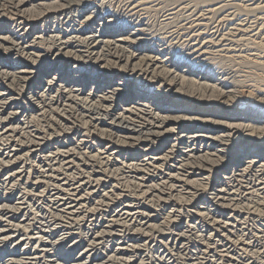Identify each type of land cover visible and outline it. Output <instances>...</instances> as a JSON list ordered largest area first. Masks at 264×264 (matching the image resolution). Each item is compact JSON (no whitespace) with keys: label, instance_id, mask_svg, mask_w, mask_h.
I'll return each mask as SVG.
<instances>
[{"label":"rangeland","instance_id":"1","mask_svg":"<svg viewBox=\"0 0 264 264\" xmlns=\"http://www.w3.org/2000/svg\"><path fill=\"white\" fill-rule=\"evenodd\" d=\"M56 1L57 0H52V1L51 0H43V1L40 0L38 2H35V4L32 3L33 6H31V4H28L25 6H18L16 5L17 2L15 3L7 2L5 3L6 5L3 4L0 6V30L2 31L0 33L1 34L0 36V92L2 93V94L0 93V100L2 99L1 101H3V103L0 101V113H1L0 114V187H1L0 188V244H1L0 245V258H1L0 260L1 261L0 262L4 261L6 264L8 263L20 264L21 262H24L23 260H27L26 262L29 261L31 264L32 263L42 264L44 261L47 262L48 264H58V263H62V261L65 262V260H68V259L72 260V259L80 258L79 259L81 261L80 263L84 262L86 264H92V245H94L93 243H95L96 245V247H93V253L95 251H98L96 252L95 256L99 257L97 259V263L95 264H143L144 262H141V258L149 252L153 256L156 255L154 259H157V260L152 261L150 264H162V263L163 264L165 263L166 264L168 263L169 264H189L188 262H190V264H193V263H196V264H221V263L222 264H229V263L237 264L239 260L241 262L239 261L238 264H242L246 262L247 260H250L249 262L255 261L257 262V264L264 262L263 260L264 255L260 256V254H258L260 253L259 251H261L262 246H264V213H262L263 222H259L258 220H256L257 217L253 219L250 216L241 219L240 217H236L232 215L228 210L225 211V210H220L216 208V206H214V202L211 200V197H209L208 194L206 193H201L200 197L197 196L196 199H194L193 197L194 194L192 195L191 193L189 194L187 192L185 193V190L178 188L179 185L195 187V185L197 186V184L191 178L189 177L186 178V174H184L186 171L184 170L186 166H182V165H185L183 164L185 162H182L179 159L177 160L178 158L177 155L172 156L170 160L167 159L165 160V162L158 163L159 165L158 164L154 165L153 163H150L154 165V167L150 164L139 166L131 162H130V165H127L129 161L125 160L126 159L125 157L129 155L130 157L133 158V160L135 159L134 162H136L137 159L139 160L141 158L140 156H142L141 153L143 152L140 150L138 151V149L127 148L124 146L123 147L124 149L119 150L120 153L112 157L109 156V159L112 161L102 160L104 156L105 158L107 157L108 159V154H110L111 152L110 147L112 146L109 145V140L107 139L110 133L108 132V129H107L108 127H106V125L108 126L112 123L111 118L105 115H100L98 117L97 115V118L100 120L102 125L106 124L104 127L103 126L98 127V128H101L102 130L100 129L97 132L96 129H94V127L92 126V121H90L88 117L85 118L82 115H80L78 112L74 111L75 106L72 102H70L67 98H66L67 100L66 103L62 102L63 100H62L60 93L54 94L55 91L53 90V92L50 93L52 96L50 95L51 102L49 103V101L47 100V98H49V93H47L46 98L43 93L45 89V84H42V86L39 85L41 82L43 83V80L51 81V80H55L60 77L59 79L63 83H65L64 81H66V82H70L72 86L78 85L80 87H82L83 84L86 83L88 85V88H90L91 86L90 82L92 81V77L94 76L95 72H99V68L97 69V67L94 66L95 62H92V55H91L92 54V50H91L92 41H95L99 44V50H97L99 53L96 52L97 54L96 57L97 58L99 57L100 60L104 59L102 60L103 62L101 63L99 62V64L97 63L98 66H103V69H104L103 70L101 68V71H103L104 73L101 76H104V77L106 76V77H109L110 79L112 78L116 79L117 81H115L114 85L118 83V81H120L119 78L122 77L120 66L116 65L115 63L116 57L119 56V54L121 55V53L125 55H129V54H133L136 52V54H139V56L144 59H150V58L154 59L155 58L154 61L155 62L157 61L158 63L157 65L158 67L156 68L155 72L158 75L160 74L161 78L169 76L168 73L170 69L174 68V66H176L180 71H186V70L191 71L192 69H198L197 71H200V72L204 71L203 72L204 75H206V73L211 74L213 72L214 76L212 78L214 79H211L209 83L207 82V85H209L210 88L212 84H216L215 82L218 83V80L219 81L226 80L225 83L226 84L228 83V89L230 91V95L234 94L233 95L234 97L231 95L233 97L232 100L234 101L232 102L233 103L236 102V104H238V107H242L246 110L247 109L256 110L259 108V106H261V103H262L259 100H264V37H263L264 36V5H263L264 0H103V1L102 0H73L72 2L60 1V3H58L59 1L57 2ZM7 4L9 5L7 6ZM255 4L261 7H257ZM28 7L30 8L28 9ZM34 7H35V10H34ZM14 8H18L20 12ZM251 9H254V10L252 11ZM9 10L11 12H9ZM208 11H210L211 13L210 12L208 13ZM195 18H199L200 23L199 22L198 23L200 26L199 27L200 30L199 29L198 30L201 33H203L201 34L202 36L204 35L203 37L202 36L200 38L192 37L191 28L189 26L192 20ZM218 27L219 29H217ZM250 27L252 29L254 28L253 29L254 31H250V32L242 31V30H246V28H249L251 30ZM237 29L239 30L242 29V30L238 31ZM214 31L217 32V34L219 33V34L225 35L227 32L226 34L227 36H234L235 40L228 42L229 43L228 47L231 49L234 46V44L236 46L238 45L239 47L237 48L236 46H234L231 50H229L230 52L229 51L228 52L218 51V53L215 47L214 48L210 47L208 54L206 53L207 56H205V54L201 57L194 56L192 52V50L194 49L192 42L201 43L200 40H203L205 38L207 39L213 38L214 35H211V34ZM229 33H231L232 35ZM238 34L240 35L241 38H239ZM92 36L96 38L97 40L94 39ZM242 36L244 38H242ZM236 37L237 39L239 38L238 39L239 41L236 40ZM101 41L106 42V43H103ZM209 45L212 46V43H210V41H209ZM219 48L220 47H217V49ZM122 49L125 53L122 51ZM233 49H235V51L237 50L238 51L233 52L234 51ZM107 51L109 53L111 52L110 54L112 56L109 53L107 54ZM58 53H60V55ZM29 56L31 58L33 57L32 60L30 59ZM33 59H38V60H33ZM163 64L164 65L167 64V67L164 66ZM72 69H75V70L73 71ZM48 70H50L52 73L50 72L48 75H43L45 71H48ZM62 73H64V75ZM157 74H154V75H157ZM190 74L191 75L195 74L196 78L198 77L197 74L194 72H190ZM224 74H226L225 75L226 79H225ZM13 75L15 76V79H14L15 81L13 80L14 78ZM23 75L24 77H21ZM27 75L29 77H27ZM101 76H99V78H101ZM154 77H157V76H153L150 79ZM26 78H29V79H26ZM190 82L191 80H187V81L184 80L181 84L176 83L177 84L176 90L180 91L179 97L184 95L183 97L180 98L182 102L184 101L186 102V100L189 101L190 99H194L196 101L199 99L200 100L209 99V95H207L208 88L204 86H203L204 88H202V86L201 85L198 86L197 83H195V86H194V83L193 82L190 83ZM35 84L37 85V87H34L36 86ZM134 84H133L134 87H138V90L143 95L154 97L155 94L153 93V91H155V89L153 90V88H156V85L153 86L151 82H149V80H145V81L141 80ZM149 88L152 90H149ZM121 93L122 92L120 93L118 92L116 96V100L118 99L116 103H118V105L121 104L120 102H123L125 100V96H123V93L122 94ZM40 94H43V95H40ZM54 97L55 99H52ZM51 103L52 105H49ZM85 107L86 108L84 109V111L89 114H92V107L89 106L90 107V108L88 107L89 109H87V106ZM84 116H87V115H84ZM114 127L116 128V130L117 129L121 130V126L119 124L117 125V123L114 124ZM68 131L72 133V135L67 134ZM106 133H107V136H106ZM103 134L105 137L103 136ZM73 137L75 139H73ZM70 139H73L72 142L76 140H83L84 143L81 146H77V143H70ZM76 151H79L81 153L85 152L84 154H88L87 152L92 151V177L93 178H92L91 185L98 192L95 197H92V205H94L92 206V211H93L92 214L96 213L98 220L99 219L103 220L104 211H109V215L112 216V214L114 215L113 210L116 207L121 208V206H124L126 202V199L124 198V196L127 193H129L130 198L134 196H138V195L143 197V194H141V192L146 191L147 189H150V188L153 189L154 194H155V195L153 194L154 195V197H152V199L154 198L153 200L157 201L156 199H158V201L160 200L161 203H164L168 200L167 201L168 203L176 204L177 205L176 207L177 216L182 221H185V222L187 221L188 226L192 224L190 222V217H191L190 213L194 211L193 208H188V207H195L196 206L194 205L195 203H197L198 207L204 206L205 208H207V205H211V208L214 209L215 211L214 213L215 215L210 219L207 217H203V216L198 217L199 219H197L195 222L197 229H198L196 233H194L195 232L194 230L193 231L192 230L183 231L181 229L173 230L172 228H169V227L167 229L166 227L167 225H162V224L160 225L159 221L156 222L157 225L153 229L151 228L152 230L150 228L149 229L146 228V230L145 229L140 230V228L138 229L137 226L136 228L132 226L133 227L132 228L131 226L128 227L125 225H120V224L118 225L116 224V221H114V223H112V225L110 226L103 225L102 227L93 229L96 232L92 230V241H91V237L88 234L87 229H86L88 225L87 222H85L86 226H82V225L80 226L75 225V227L71 225L67 226L66 224L71 221H69L68 219H63L62 217L60 218V216L56 212L54 213L53 211L54 202H51V203L49 202L50 199L54 197V194H55L54 190L57 189L56 186L57 184H59L58 182H55L56 180L54 179H56V176L60 174L62 171L60 169L61 168L60 165L64 163V158L68 159L70 157L71 161L74 162L75 160L76 164L79 163L78 161H80V163H82L81 164L82 166H85V167L90 166L91 161H88V159L85 158L83 155L78 156L79 154H76V153L74 154V152ZM11 152L14 153V155H12ZM61 152H64L66 154L63 155ZM104 152H107V153L103 156V154L101 153H104ZM48 154L49 156H46ZM94 155L96 156L93 158ZM97 155H99L100 157ZM136 155H138L139 157L137 156L136 158ZM67 156L69 157L67 158ZM47 157H50V159H48ZM98 157L100 160L98 159ZM79 158L80 159L82 158V159L78 160ZM117 159H119L120 161L119 160L117 161ZM199 160L200 159H197L195 161H199ZM199 162H201V160ZM22 163H24L26 166L28 165L27 169L20 170L19 167H20V164ZM151 167L153 168V170ZM123 168L125 169L123 170ZM145 168H147L149 173H147V170ZM18 169L20 172H18ZM45 170H48L49 172L46 173ZM170 172L172 174L171 177H170ZM121 176H123L125 179ZM166 176L169 177L170 179L169 180L170 182L166 181L167 184L164 183L165 178H167ZM142 177H145V178L143 179ZM128 178H129V181L127 182ZM130 178L133 179V181ZM93 179H98V180H93ZM36 180L38 182H36ZM143 181H146V182L152 181L153 183L152 182L146 183L147 189L145 187L140 189L141 187L140 183H142ZM247 182L246 183L248 185L250 184L251 186V181H247ZM160 183H163V184H160ZM138 187H139L138 189L139 191L137 190ZM103 188L105 189V191L106 190L109 191L107 196H103L102 194L104 193ZM133 191H134V194H133ZM163 191L164 193H162ZM169 192L171 195L168 194ZM177 193H180V194H177ZM116 194H118V196ZM102 196H103V199H102ZM109 196H112V197H109ZM144 197L147 198L146 196ZM160 197H163V198H160ZM170 197L172 198L174 197V198L172 199ZM99 198L102 199L103 201L102 200L100 201ZM188 199H190L191 201L190 200L188 201ZM193 199L194 201H196L195 203ZM102 202L104 205L102 204ZM105 202L109 205H107ZM106 207L107 209H105ZM186 209H189V210H186ZM232 216L234 217L232 218ZM220 218L221 220L224 219L225 222L224 220L219 221ZM217 219L218 221H214ZM212 220L214 222H211ZM251 220H255V221H251ZM239 221L241 223H239ZM104 226L105 228H103ZM255 226L257 228H254ZM49 227H52V228H49ZM43 229L44 230L46 229V230L44 231ZM122 229L126 230V232H124ZM162 229L163 231H161ZM232 229L233 230L235 229V231H233ZM256 229H259V230H256ZM133 230L135 231V234H132L134 233ZM138 230L140 232L145 231L143 233H146V234H139L140 232ZM148 230L150 233L148 232ZM105 232H107L108 235ZM181 232L184 234H182ZM198 232L200 234H198ZM255 233L260 234V235L256 236L257 234ZM201 234L202 236L203 235L204 236L202 237ZM96 235L104 236V237H102V240H97L94 242L93 238ZM8 236L9 238L5 239V237H8ZM194 236L195 237L197 236L199 238L197 237L195 238ZM27 238H32L33 240L28 244L26 241H24ZM78 238H80V240ZM260 238H263V239L260 240ZM124 239H127V240H124ZM203 239L205 240V242L203 241ZM5 241H7L8 244ZM145 241H148V242H145ZM192 241L194 242L192 243ZM231 241H233L234 243H232ZM243 241H247L249 247L245 246L244 244H241ZM250 241L252 244H249ZM137 242L139 244L141 243L140 246L137 244ZM201 242L204 246L200 244ZM204 243L205 244L208 243L207 247ZM102 246L104 249L102 248ZM197 246H200V247H197ZM237 246L242 247V248H238ZM198 248L200 249L199 253H198V250H199ZM205 248H207L208 250ZM149 249L150 250L152 249V250L150 251ZM203 250H207V251H203ZM250 252L252 253V255ZM254 254H256L255 255L256 257L253 256ZM195 255L197 256V259H194ZM202 255H204V257ZM18 256H21V257H18ZM120 257L122 260L119 259ZM127 257L128 258L132 257V259H128ZM198 257L200 259H198ZM11 258H14V260ZM235 258H237V260ZM260 258H262V261H259ZM132 260L134 263L131 262ZM144 264H146V262Z\"/></svg>","mask_w":264,"mask_h":264},{"label":"bare ground","instance_id":"2","mask_svg":"<svg viewBox=\"0 0 264 264\" xmlns=\"http://www.w3.org/2000/svg\"><path fill=\"white\" fill-rule=\"evenodd\" d=\"M40 0H0V6L7 3V2H17L16 5L18 6H25ZM43 1V0H42ZM52 1V0H51ZM59 1H68L72 2L73 0H57ZM56 1V2H57ZM103 1V0H102ZM167 2V1H166ZM231 2V1H230ZM55 4V2H54ZM57 4V3H56ZM70 4V3H69ZM68 4V5H69ZM135 4V3H134ZM225 4V3H224ZM6 5V4H5ZM9 4H7L8 6ZM46 5V4H45ZM64 5V4H63ZM136 5V4H135ZM201 5V4H200ZM256 5V4H255ZM264 5V4H263ZM5 6V7H7ZM12 6V5H11ZM49 6V5H48ZM130 6V5H129ZM217 6V5H216ZM219 6V5H218ZM253 6V5H252ZM257 6V5H256ZM37 7V6H36ZM39 7V6H38ZM41 7V6H40ZM52 7V6H51ZM57 7V6H56ZM61 7V6H60ZM161 7V6H160ZM255 7V6H254ZM261 7V6H257ZM3 8V7H2ZM20 8V7H19ZM30 7H28L29 9ZM221 8V7H220ZM253 8V7H252ZM263 8V7H262ZM4 9V8H3ZM19 11L18 8H14ZM22 9V8H21ZM25 9V8H24ZM33 9V8H32ZM59 9V8H58ZM129 9V8H128ZM222 9V8H221ZM255 9V8H254ZM254 9H251L252 11ZM258 9V8H257ZM11 10V9H10ZM9 10V12H11ZM23 10V9H22ZM35 10V7H34ZM39 10V9H38ZM37 10V11H38ZM135 10V9H133ZM185 10V9H184ZM259 10V9H258ZM2 11V10H1ZM8 11V10H7ZM26 11V10H25ZM49 11V10H48ZM213 11V10H211ZM20 12V11H19ZM22 12V11H21ZM210 11H208L209 13ZM6 13V12H5ZM14 13V12H13ZM32 13V11H31ZM35 13V12H33ZM40 13V12H39ZM45 13V11H44ZM211 13V12H210ZM220 13V12H219ZM227 13V12H226ZM17 14V13H16ZM20 14V13H19ZM22 14V13H21ZM64 14V13H63ZM36 15V14H35ZM208 15V14H207ZM211 15V14H210ZM24 16V15H23ZM22 16V17H23ZM26 16V15H25ZM40 16V15H39ZM189 16V15H188ZM19 17V15H18ZM21 17V18H22ZM148 17V16H147ZM201 17V16H200ZM262 17V16H261ZM221 18V17H220ZM224 18V17H223ZM229 18V17H228ZM15 19V18H14ZM89 19V18H88ZM173 19V18H172ZM225 19V18H224ZM223 19V20H224ZM203 20V19H202ZM220 20V19H219ZM221 21V20H220ZM199 18H195L192 20L190 24L192 37H201L203 33L199 30ZM239 22V21H238ZM242 22V21H241ZM190 23V22H189ZM232 23V22H231ZM240 23V22H239ZM223 24V23H222ZM234 24V23H233ZM242 25V24H241ZM162 26V25H161ZM188 26V25H187ZM221 26V25H220ZM227 26V25H226ZM236 26V24H235ZM249 26V25H248ZM237 28V27H236ZM241 28V27H240ZM251 28V27H250ZM199 29V30H198ZM219 29V27L217 28ZM246 28V30L242 31H254L252 28L251 30ZM205 30V29H204ZM221 30V29H220ZM238 31H241L237 29ZM163 31V30H162ZM206 31V30H205ZM223 31V30H222ZM221 31V32H222ZM230 31V30H229ZM234 31V30H233ZM2 31L0 30V33ZM5 32V31H4ZM219 32V31H218ZM232 33V32H231ZM229 33V34H231ZM257 33V32H255ZM254 33V34H255ZM207 34V33H206ZM227 34V32H226ZM224 34H217V32H213L211 35H214L213 38L210 39H203L200 40L201 43H193L192 45L194 49H190L193 52V55L196 57H201L206 53L208 54L210 47H215V49L219 52H228L230 49L229 43L234 41V36H227ZM243 34V32H242ZM250 34V33H249ZM232 35V34H231ZM236 35V34H235ZM247 35V34H246ZM251 35V34H250ZM1 36V34H0ZM204 36V35H203ZM202 36V37H203ZM239 38L240 35L238 34ZM245 36V35H244ZM253 36V35H252ZM71 37V36H70ZM93 37V36H92ZM162 37V36H161ZM185 37V36H184ZM264 37V36H263ZM5 38V37H4ZM94 38V37H93ZM233 38V39H232ZM238 38V39H239ZM242 38H244L242 36ZM251 38V36H250ZM96 39V38H94ZM164 39V38H163ZM236 37V40H238ZM248 39V38H246ZM75 40V39H74ZM92 40V39H91ZM97 40V39H96ZM242 40V39H241ZM107 41V40H105ZM117 41V40H116ZM194 41V40H193ZM212 43V46L209 45ZM239 41V40H238ZM243 41V40H242ZM241 41V42H242ZM249 41V40H248ZM42 42V41H41ZM103 42V41H101ZM112 42V41H110ZM196 42V41H195ZM237 42V41H236ZM56 43V42H55ZM106 43V42H103ZM114 43V42H113ZM112 43V44H113ZM191 43V42H190ZM14 44V43H12ZM89 44V43H88ZM257 44V43H256ZM263 44V43H262ZM120 45V44H119ZM191 45V46H192ZM101 46V45H100ZM113 46V45H112ZM122 46V45H121ZM227 46V47H226ZM242 46V45H241ZM107 47V46H105ZM119 47V46H118ZM181 47V46H180ZM190 47V46H189ZM217 47H220L217 49ZM231 47V46H230ZM239 47L238 45L236 46ZM235 47V48H236ZM107 49V48H105ZM103 49V50H105ZM115 49V48H114ZM92 62H95L94 66L99 68V72H95L94 76L92 77V81L90 82V88L85 83L82 87L80 86H72L70 82L63 83L59 78L51 81H44L41 82L39 85L45 84V89L43 91L44 96L46 98L47 93H49V98L47 100L49 103L51 102L50 93L55 91L54 94L60 93L62 97V102H67L66 98L74 104V111L78 112L83 117H88L90 121H92V126L96 131L100 130L98 128L100 126H105L106 124L102 125L100 120L97 118L100 115L109 116L111 118V124L106 125L108 127V135L109 145L110 147V154H108L105 158V154L107 152L101 153L103 154L102 160L109 161V156H115L120 153V149H124L123 147L138 149V151H142L143 153L141 158L136 162H134L133 158L130 157L128 154L125 157L130 165V162L135 165H148L150 163L158 164L165 162V160L169 159L177 155V160L179 159L182 162H185L182 166H186L184 170V174H186V178H191L197 184L195 187H189L185 185H179L178 188L185 190V193L194 194V199L197 196H201V193L208 194L211 197V200L214 202V206L220 210H228L232 215L236 217L245 218V217H252L253 219L257 217L256 220L259 222H263L262 213H264V100L261 101V106H259L256 110H249L244 109L242 107H238V104L233 103V97L230 95V91L228 89V83L226 84L225 81H219L216 84H212L211 88L207 85V82L211 81L214 76L213 72L211 74L206 73L204 75V71L200 72L197 71L198 69H192L191 71H180L176 66L170 69L167 77L161 78L160 74L158 75L155 70L158 67L157 61L155 62L154 59H144L139 56V54L133 53L129 55L119 54L116 57V65L120 66V71L122 73V77H120V81L109 77L101 76L103 75V66H98L99 62H103L96 57V52L99 50V44L95 41H92ZM102 50V51H103ZM233 52L235 49H233ZM25 51V50H24ZM109 51V49H108ZM107 51V54L109 53ZM113 51V50H112ZM123 51V49H122ZM212 51V50H211ZM26 52V51H25ZM77 52V51H76ZM124 52V51H123ZM230 52V51H229ZM99 53V52H98ZM103 53V52H102ZM111 53V52H110ZM109 53V54H110ZM125 53V52H124ZM130 53V52H128ZM213 53V52H212ZM232 53V52H231ZM230 53V54H231ZM60 55V53H58ZM57 54V56H58ZM145 54V53H144ZM234 54V53H233ZM55 55V54H54ZM53 55V56H54ZM111 55V54H110ZM117 55V54H116ZM146 55V54H145ZM143 55V56H145ZM149 55V54H148ZM235 55V54H234ZM25 56V55H24ZM31 56V55H30ZM29 56V57H30ZM33 56V54H32ZM56 56V55H55ZM99 56V55H98ZM101 56V54H100ZM108 56V55H107ZM105 56V57H107ZM112 56V55H111ZM89 57V56H88ZM87 57V59H88ZM150 57V56H149ZM156 57V56H155ZM33 58V57H32ZM30 57V59L32 60ZM57 58V57H56ZM104 58V57H103ZM115 58V57H114ZM147 58V57H146ZM157 58V57H156ZM29 59V58H28ZM29 59V60H30ZM39 59V58H38ZM33 59V60H38ZM59 59V58H58ZM63 59V58H62ZM44 60V59H43ZM216 60V59H215ZM62 61V60H61ZM82 61V60H81ZM89 61V60H87ZM212 61V60H211ZM58 62V61H57ZM70 62V61H69ZM86 62V61H85ZM109 62V61H107ZM166 62V61H164ZM41 63V62H40ZM43 63V62H42ZM54 63V62H53ZM71 63V62H70ZM68 63V64H70ZM98 63V64H97ZM106 63V61H105ZM160 63V62H159ZM169 63V62H168ZM254 63V62H253ZM51 64V63H50ZM65 64V63H64ZM74 65V64H73ZM162 65V63H161ZM164 65V64H163ZM20 66V65H19ZM63 66V64H62ZM65 66V65H64ZM92 66V65H91ZM93 66V67H94ZM167 67V64L164 65ZM202 66V65H201ZM17 67V65H16ZM15 67V68H16ZM38 67V66H37ZM51 67V66H50ZM56 67V66H55ZM173 67V66H172ZM190 67V66H189ZM194 67V66H193ZM46 68V67H45ZM67 68V67H66ZM169 68V67H168ZM167 68V69H168ZM25 69V68H24ZM28 69V68H27ZM36 69V68H35ZM38 69V68H37ZM190 69V68H189ZM40 70V69H39ZM73 71L75 69H72ZM104 70V69H103ZM236 70V69H235ZM24 71V70H23ZM27 71V70H26ZM65 71V70H64ZM68 71V70H67ZM66 71V72H67ZM31 72V71H29ZM51 71H45L43 75H48ZM159 72V71H158ZM190 72H194L197 74L191 75ZM223 72V71H222ZM235 72V71H234ZM37 73V72H36ZM52 73V72H51ZM55 73V72H54ZM60 73V72H58ZM94 73V71H93ZM120 73V72H119ZM160 73V72H159ZM10 74V73H9ZM15 74V73H14ZM64 75V73H62ZM74 74V73H73ZM157 74V75H154ZM166 74V73H165ZM18 75V74H17ZM21 75V74H20ZM30 75V74H29ZM32 75V74H31ZM39 75V74H37ZM41 75V74H40ZM52 75V74H51ZM56 75V74H55ZM59 75V74H58ZM93 75V74H92ZM113 75V74H112ZM216 75V74H215ZM226 74H224L225 76ZM101 76V78H99ZM127 76V77H126ZM153 76L152 79H150ZM228 76V75H227ZM13 80L15 76L13 75ZM21 77H24L21 76ZM27 77H29L27 75ZM40 77V76H39ZM38 77V78H39ZM43 77V76H42ZM58 77V76H57ZM233 77V76H232ZM32 78V77H31ZM34 78V77H33ZM69 78V77H68ZM72 78V77H71ZM228 78V77H227ZM18 79V78H17ZM16 79V80H17ZM29 79V78H26ZM36 79V78H35ZM40 79V78H39ZM42 79V78H41ZM50 79V78H49ZM64 79V78H63ZM76 79V78H75ZM78 79V78H77ZM118 79V80H119ZM226 79V76H225ZM19 80V79H18ZM82 80V79H81ZM80 80V81H81ZM145 81L149 80L153 86L156 85L155 91H153L154 97H149L148 95H143L139 90L138 87H134V83L138 81ZM175 80V81H174ZM184 80H191V82L202 86V88H208L209 99L207 100H194L190 99L189 101L182 102L179 97V92L176 90V83L181 84ZM15 81V80H14ZM55 81V83H54ZM77 81V80H76ZM37 82V81H36ZM190 82V83H191ZM146 83V82H145ZM26 84V83H25ZM89 84V83H88ZM134 84V85H133ZM12 85V84H11ZM36 85V84H35ZM147 85V84H146ZM23 86V85H22ZM133 86V87H132ZM204 86V87H203ZM27 87V86H26ZM34 87H37L34 86ZM39 87V86H38ZM44 87V86H43ZM150 87V86H149ZM184 87V86H183ZM19 88V87H18ZM24 88V87H23ZM152 88V87H151ZM181 88V87H180ZM190 88V87H189ZM199 88V87H198ZM36 89V88H35ZM192 89V88H191ZM30 90V89H29ZM40 90V89H39ZM43 90V89H42ZM142 90V89H140ZM149 90H152L149 88ZM203 90V89H202ZM32 91V90H31ZM30 91V92H31ZM118 92H122L123 96H125V100L120 102L121 104L118 105L116 103V96ZM178 92V93H177ZM182 92V91H181ZM198 92V91H197ZM235 92V91H234ZM233 92V93H234ZM1 93V92H0ZM6 93V92H5ZM19 93V92H17ZM41 93V92H40ZM121 93V94H122ZM2 94V93H1ZM150 94V93H148ZM185 94V93H184ZM197 94V93H195ZM5 95V94H3ZM36 95V94H35ZM43 95V94H40ZM52 96V95H51ZM54 96V95H53ZM37 97V96H36ZM58 97V96H57ZM188 97V96H187ZM194 97V96H193ZM8 98V97H7ZM44 98V99H45ZM124 98V97H123ZM202 98V97H201ZM261 98V97H260ZM52 99H55L52 98ZM59 99V98H58ZM198 99V98H197ZM206 99V98H205ZM239 99V98H238ZM2 100V99H1ZM0 100V101H1ZM120 100V99H119ZM235 100V99H234ZM5 101V100H4ZM38 101V100H37ZM40 101V100H39ZM54 101V100H53ZM233 101V102H232ZM3 103V101H1ZM7 102V101H6ZM44 102V101H43ZM61 102V103H62ZM259 103V102H258ZM8 104V103H7ZM48 104V103H47ZM69 104V103H68ZM5 105V104H4ZM42 105V104H41ZM49 105H52L49 104ZM62 105V104H61ZM64 105V104H63ZM237 105V106H236ZM46 106V105H45ZM71 106V105H70ZM89 109L92 107V114H89L84 111L86 108ZM90 106V107H89ZM5 107V106H4ZM50 107V106H48ZM63 107V106H61ZM68 107V106H67ZM89 107V108H88ZM70 108V107H69ZM68 108V109H69ZM246 108V107H245ZM16 109V108H15ZM45 109V108H44ZM70 111V110H69ZM51 112V111H50ZM89 112V111H88ZM64 113V112H63ZM73 113V112H72ZM1 114V113H0ZM71 114V113H70ZM74 114V113H73ZM76 114V113H75ZM96 116H95V115ZM63 115V114H62ZM87 115V116H84ZM92 115V116H91ZM27 116V115H26ZM33 116V115H32ZM75 116V115H74ZM80 117V116H79ZM71 118V117H70ZM78 118V117H77ZM4 119V118H3ZM73 119V118H72ZM80 119V118H79ZM87 119V120H88ZM41 120V119H40ZM62 121V120H61ZM19 122V121H18ZM87 123V121H86ZM117 123L121 126V130L114 127V124ZM17 124V123H16ZM118 127V126H117ZM7 128V127H6ZM70 128V127H69ZM68 128V129H69ZM119 128V127H118ZM12 129V128H11ZM34 129V128H33ZM27 130V129H26ZM70 130V129H69ZM102 130V129H101ZM9 131V130H8ZM41 131V130H40ZM105 131V130H104ZM69 132V131H68ZM71 134L72 133H68ZM96 132V133H97ZM104 133V132H103ZM15 134V133H14ZM21 135V134H20ZM74 135V133H73ZM25 136V135H24ZM54 136V135H53ZM104 136V134H103ZM107 136V133H106ZM35 137V136H34ZM105 137V136H104ZM21 138V137H20ZM53 138V137H52ZM67 138V137H66ZM80 138V137H79ZM73 139H75L73 137ZM73 139H70V143H77V146H81L84 141L83 140H76L72 142ZM81 139V138H80ZM11 140V139H10ZM85 140V139H84ZM107 140V141H108ZM22 141V140H21ZM25 141V140H24ZM40 141V140H39ZM32 142V141H31ZM39 143V142H38ZM42 143V142H41ZM62 143V141H61ZM108 143V142H107ZM22 144V143H21ZM20 144V145H21ZM34 144V143H33ZM69 144V143H68ZM87 144V143H86ZM96 145V144H95ZM57 147V146H56ZM75 147V146H74ZM92 147V146H91ZM36 148V147H35ZM126 148V150H127ZM10 149V148H9ZM33 150V149H32ZM45 150V149H44ZM66 150V149H65ZM136 151V150H135ZM87 152V151H86ZM123 152V151H122ZM24 153V152H23ZM59 153V152H58ZM63 155L66 153L61 152ZM85 153V152H84ZM109 153V152H108ZM135 153V152H134ZM133 153V154H134ZM12 155L14 153L11 152ZM38 154V153H37ZM96 154V153H95ZM6 155V154H4ZM100 155V154H99ZM97 155V156H99ZM132 155V154H131ZM24 156V155H23ZM61 156V155H60ZM79 156V155H78ZM96 155L93 156V158ZM126 156V155H125ZM138 155H136L137 158ZM38 157V156H37ZM69 156H67L68 158ZM100 157V156H99ZM98 157V159H99ZM134 157V156H133ZM139 157V156H138ZM16 158V157H15ZM27 158V157H26ZM35 158V157H34ZM41 158V157H40ZM48 158V157H47ZM116 158V157H115ZM28 159V158H27ZM82 159V158H81ZM112 159V158H111ZM123 159V158H122ZM200 159L201 162L195 161ZM26 160V159H25ZM47 160V159H46ZM94 160V159H93ZM100 160V159H99ZM119 159H117L118 161ZM124 160V159H123ZM14 161V160H13ZM23 161V160H22ZM31 161V160H30ZM29 161V162H30ZM50 161V160H49ZM87 161V160H86ZM112 161V160H110ZM120 161V160H119ZM195 161V162H194ZM3 162V161H2ZM35 162V161H34ZM51 162V161H50ZM49 162V163H50ZM79 163H75L71 161V158L68 159L64 158V163L61 166V173L56 176L55 182H58L57 189L54 190L55 194L52 199H50V203H53V211L56 212L60 218L68 219L69 223L66 225L74 226H86L87 222V232L91 237L92 241V230L97 229L98 227L110 226L114 221L116 224L125 225V226H136L138 229L143 230L153 229L157 225V221L160 222V225H167V229L172 228L173 230H186V231H198L196 226V220L199 219L198 217H207L212 218L215 214L214 209L211 208V205H207V208L204 206L198 207L196 201H194L195 207H188L193 208L194 211L190 213V226H188L187 221H182L177 216V205L174 203H168L167 201L161 203L160 200L156 199L157 201L153 200L154 191L153 189H147L146 183H150L152 181H143L141 184V188H146V191L141 192L142 196H134L130 198L129 193H127L124 198L126 202L124 206L121 208H115L113 210L114 215H109V211H104L103 220H98V217L95 214H92V197H95L98 193L95 188L92 187V165L90 166H82L80 161ZM115 162V161H114ZM6 163V162H5ZM12 163V162H11ZM26 163V162H25ZM47 163V162H46ZM138 163V164H136ZM7 164V163H6ZM29 164V163H28ZM35 164V163H34ZM84 164V163H83ZM86 164V163H85ZM90 164V163H89ZM97 164V163H96ZM104 164V163H102ZM132 164V165H133ZM166 164V163H165ZM171 164V163H170ZM175 164V163H174ZM107 165V164H106ZM119 165V164H118ZM124 165V164H123ZM126 165V164H125ZM152 165V164H150ZM154 165H152L154 167ZM159 165V164H158ZM161 165V164H160ZM167 165V164H166ZM179 165V164H178ZM10 166V165H9ZM102 166V165H101ZM138 166V167H139ZM28 165L26 166L24 163L20 164V170L27 169ZM47 167V166H46ZM125 167V166H124ZM134 167V166H133ZM170 167V166H169ZM178 167V166H177ZM180 167V166H179ZM48 168V167H47ZM109 168V167H108ZM142 168V167H141ZM149 168V167H148ZM152 168V167H151ZM162 168V167H161ZM181 168V167H180ZM49 169V168H48ZM100 169V168H99ZM110 169V168H109ZM125 168H123L124 170ZM134 169V168H133ZM144 169V168H143ZM147 170V168H145ZM157 169V168H156ZM182 169V168H181ZM8 170V169H7ZM118 170V168H117ZM128 170V169H127ZM126 170V171H127ZM153 170V168H152ZM176 170V169H175ZM46 173L49 172L45 170ZM44 171V172H45ZM95 171V170H94ZM105 171V170H104ZM120 171V170H119ZM137 171V170H136ZM140 171V170H139ZM156 171V170H155ZM154 171V172H155ZM18 172L19 169H18ZM43 172V173H44ZM103 172V171H102ZM110 172V171H109ZM117 172V171H116ZM121 172V171H120ZM158 172V171H157ZM131 173V172H130ZM147 173L148 170H147ZM163 173V172H162ZM176 173V172H175ZM8 174V173H7ZM31 174V173H30ZM49 174V173H48ZM155 174V173H154ZM45 175V174H44ZM111 175V174H110ZM109 175V176H110ZM122 175V174H121ZM128 175V174H127ZM136 175V174H134ZM142 175V174H141ZM153 175V174H152ZM157 175V174H156ZM170 172V177H171ZM180 175V174H179ZM4 176V175H3ZM116 176V175H115ZM124 176V175H123ZM121 176V177H123ZM126 176V175H125ZM132 176V175H131ZM143 176V175H142ZM159 176V175H158ZM162 176V175H161ZM181 176V175H180ZM18 177V176H17ZM138 177V176H136ZM150 177V176H149ZM148 177V178H149ZM167 177V176H166ZM174 177V175H173ZM177 177V176H176ZM99 178V177H98ZM124 178V177H123ZM141 178V177H140ZM143 179L145 177H142ZM162 178V177H161ZM38 179V178H37ZM53 179V177H52ZM112 179V178H111ZM125 179V178H124ZM127 179V178H126ZM131 179V178H130ZM190 179V180H191ZM10 180V179H9ZM41 180V179H40ZM47 180V179H46ZM98 180V179H93ZM133 181V179H131ZM150 180V179H149ZM160 180V179H159ZM162 180V179H161ZM169 177L165 178V182L169 181ZM32 181V180H31ZM43 181V180H42ZM48 181V180H47ZM129 181V178L127 182ZM135 181V180H134ZM155 181V180H154ZM247 181H251L248 185ZM6 182V181H5ZM15 182V181H14ZM35 182V181H34ZM36 182H38L36 180ZM99 182V181H98ZM108 182V181H107ZM111 182V181H110ZM139 182V181H138ZM161 182V181H160ZM193 182V181H192ZM193 182V183H194ZM247 182V183H246ZM16 183V182H15ZM24 183V182H23ZM51 183V182H50ZM153 183V182H152ZM158 183V182H157ZM180 183V182H179ZM187 183V182H186ZM190 183V182H188ZM25 184V183H24ZM34 184V183H33ZM163 184V183H160ZM167 184V183H166ZM183 184V183H182ZM247 184V185H246ZM12 185V183H11ZM112 185V184H111ZM136 185V184H135ZM54 186V185H53ZM114 186V185H113ZM132 186V185H131ZM140 186V185H139ZM159 186V185H158ZM164 186V185H163ZM192 186V185H191ZM194 186V185H193ZM23 187V186H22ZM97 187V186H96ZM111 187V186H110ZM116 187V186H115ZM152 187V186H151ZM1 188V187H0ZM99 188V187H98ZM25 189V188H24ZM102 189V188H100ZM104 189V188H103ZM111 189V188H110ZM109 189V190H110ZM139 187L137 188V190ZM179 189V190H180ZM8 190V189H7ZM13 190V189H12ZM131 190V189H130ZM145 190V189H144ZM2 191V190H1ZM27 191V190H26ZM29 191V190H28ZM32 191V190H31ZM103 196H107L109 191L105 189L103 190ZM116 191V190H115ZM139 191V190H138ZM169 191V190H167ZM16 192V191H15ZM35 192V191H34ZM40 192V191H39ZM121 192V191H120ZM45 193V192H44ZM51 193V192H50ZM115 193V192H113ZM112 193V194H113ZM158 193V192H157ZM164 193V191L162 192ZM182 193V192H181ZM134 194V191H133ZM132 194V195H133ZM154 194V195H153ZM169 195L170 192L168 193ZM180 194V193H177ZM183 194V193H182ZM200 194V195H199ZM118 196V194H116ZM120 195V194H119ZM163 195V194H162ZM205 195V194H204ZM25 196V194H24ZM102 196V199H103ZM114 196V195H113ZM121 196V195H120ZM119 196V197H120ZM146 196L147 198H145ZM158 196V195H157ZM167 196V195H166ZM178 196V195H177ZM203 196V195H202ZM112 197V196H109ZM115 197V196H114ZM168 197V196H167ZM179 197V196H178ZM192 197V196H191ZM190 197V199H191ZM198 197V198H199ZM101 198V197H100ZM99 198V199H100ZM159 198V197H158ZM163 198V197H160ZM166 198V197H165ZM172 198V197H170ZM174 198V197H173ZM172 198V199H173ZM180 198V197H179ZM185 198V197H184ZM187 198V197H186ZM205 198V197H204ZM100 199V201L102 200ZM124 199V200H125ZM176 199V198H175ZM183 199V197H182ZM188 199V201L190 200ZM97 200V199H96ZM121 200V199H119ZM170 200V199H169ZM177 200V199H176ZM179 200V199H178ZM210 200V201H211ZM37 201V200H36ZM94 201V200H93ZM99 201V203H100ZM103 201V200H102ZM107 201V200H106ZM113 201V200H112ZM191 201V200H190ZM211 201V202H212ZM108 202V201H107ZM111 202V201H110ZM179 202V201H178ZM177 202V203H178ZM203 202V201H202ZM206 202V201H205ZM209 202V201H208ZM46 203V202H45ZM106 203V202H105ZM103 204V202H102ZM101 204V205H102ZM107 204V203H106ZM182 204V203H181ZM188 204V203H187ZM186 204V205H187ZM201 204V202H200ZM104 205V204H103ZM109 205V204H107ZM190 205V204H189ZM48 206V205H47ZM100 206V205H99ZM116 206V205H115ZM191 206V205H190ZM101 207V206H100ZM213 207V206H212ZM31 208V207H30ZM42 208V207H41ZM97 208V206H96ZM182 208V207H181ZM186 208V207H185ZM48 209V208H47ZM46 209V210H47ZM51 209V208H49ZM101 209V208H100ZM104 209V208H103ZM107 209V207L105 208ZM40 210V209H39ZM98 210V209H96ZM189 210V209H186ZM185 210V212H186ZM191 210V209H190ZM50 211V210H49ZM52 211V212H53ZM112 211V210H111ZM110 211V212H111ZM180 211V210H179ZM184 211V210H183ZM33 212V211H32ZM184 212V213H185ZM37 213V212H36ZM43 213V212H42ZM222 213V212H221ZM261 213V214H260ZM182 214V213H181ZM188 214V213H187ZM186 214V215H187ZM26 215V214H25ZM29 215V214H28ZM45 215V214H44ZM43 215V216H44ZM47 215V214H46ZM183 215V214H182ZM185 215V216H186ZM188 215V216H190ZM230 215V214H229ZM57 216V215H56ZM101 216V215H100ZM187 216V217H188ZM220 216V214H219ZM232 216V218L234 217ZM26 217V216H25ZM45 217V216H44ZM52 217V216H51ZM55 217V215H54ZM96 217V218H95ZM116 217V218H115ZM217 217V216H216ZM223 217V216H221ZM53 218V217H52ZM59 218V217H58ZM57 218V219H58ZM115 218V219H113ZM227 218V217H226ZM2 219V218H1ZM50 219V218H49ZM183 219V218H182ZM187 219V218H186ZM236 219V218H235ZM221 218L219 219V221ZM224 220V219H223ZM221 220V221H223ZM36 221V220H35ZM59 221V220H58ZM202 221V219H201ZM206 221V219H205ZM214 221H218L214 220ZM213 220L211 222H214ZM241 221V220H240ZM239 221V223H241ZM243 221V220H242ZM255 221V220H251ZM38 222V221H37ZM46 222V221H45ZM225 222V220H224ZM222 222V223H224ZM230 222V221H229ZM232 222V221H231ZM234 222V221H233ZM245 222V221H244ZM243 222V223H244ZM41 223V222H40ZM189 223V222H188ZM220 223V222H219ZM248 223V222H247ZM253 223V222H252ZM251 223V224H252ZM53 224V223H52ZM62 224V223H61ZM64 224V223H63ZM74 224V225H73ZM200 224V223H199ZM204 224V223H203ZM210 224V223H209ZM214 224V223H213ZM228 224V223H226ZM233 224V223H232ZM50 225V224H49ZM60 225V224H59ZM159 225V226H160ZM202 225V224H201ZM200 225V226H201ZM207 225V224H206ZM223 225V224H221ZM243 225V224H242ZM105 226L103 228H105ZM214 226V225H213ZM218 226V225H217ZM216 226V227H217ZM246 226V224H245ZM253 226V225H252ZM257 226V225H256ZM254 228H257V227ZM26 227V226H25ZM48 227V226H47ZM54 227V226H53ZM227 227V226H226ZM225 227V228H226ZM244 227V226H243ZM52 228V227H49ZM60 228V227H59ZM71 228V227H70ZM78 228V227H77ZM84 228V227H83ZM116 228V227H115ZM133 228V227H132ZM204 228V227H203ZM230 228V226H229ZM233 228V227H232ZM261 228V227H260ZM2 229V228H1ZM21 229V228H20ZM79 229V228H78ZM117 229V228H116ZM124 229V228H123ZM122 229V230H123ZM151 229V230H152ZM202 229V228H201ZM228 229V228H227ZM239 229V228H238ZM29 230V229H28ZM36 230V229H35ZM44 230V229H43ZM46 230V229H45ZM44 230V231H45ZM50 230V229H49ZM53 230V229H52ZM101 230V229H100ZM103 230V229H102ZM108 230V229H107ZM130 230V229H129ZM132 230V229H131ZM136 230V229H134ZM133 230L135 234V231ZM160 230V229H159ZM210 230V229H209ZM208 230V231H209ZM218 230V229H217ZM230 230V229H229ZM233 230V229H232ZM259 230V229H256ZM26 231V230H25ZM30 231V230H29ZM32 231V230H31ZM42 231V230H41ZM69 231V230H67ZM72 231V230H71ZM76 231V230H75ZM94 231V230H93ZM104 231V230H103ZM102 231V233H103ZM110 231V230H109ZM117 231V230H115ZM114 231V232H115ZM126 232V230H123ZM139 231V230H138ZM163 231V229L161 230ZM165 231V230H164ZM169 231V230H167ZM202 231V230H201ZM231 231V230H230ZM235 231V229L233 230ZM243 231V230H242ZM254 231V230H253ZM54 232V231H53ZM96 232V231H94ZM99 232V231H98ZM108 232V231H107ZM105 232V233H107ZM140 232V231H139ZM145 231L140 232L139 234H146L143 233ZM147 232V231H146ZM149 232V230H148ZM147 232V233H148ZM152 232V231H151ZM159 232V231H158ZM229 232V231H228ZM232 232V231H231ZM238 232V231H237ZM259 232V231H258ZM29 233V232H27ZM70 233V232H69ZM86 233V232H85ZM104 233V234H105ZM117 233V232H116ZM115 233V234H116ZM150 233V232H149ZM182 233V232H181ZM180 233V234H181ZM190 233V232H189ZM193 233V234H194ZM205 233V231H204ZM217 233V232H216ZM241 233V232H240ZM239 233V234H240ZM21 234V233H20ZM120 234V233H119ZM123 234V233H122ZM126 234V233H125ZM164 234V233H163ZM184 234V233H182ZM181 234V235H182ZM198 234H200L198 232ZM197 234V236H198ZM210 234V233H209ZM215 234V233H214ZM218 234V233H217ZM236 234V233H235ZM238 234V233H237ZM252 234V233H251ZM257 234V233H255ZM2 235V234H1ZM8 235V234H7ZM64 235V234H63ZM62 235V236H63ZM102 235V234H101ZM108 235V233H107ZM169 235V234H168ZM196 235V234H195ZM208 235V234H207ZM257 234L256 236H259ZM262 235V234H261ZM13 236V235H12ZM35 236V235H34ZM33 236V237H34ZM43 236V235H42ZM48 236V235H47ZM112 236V235H111ZM129 236V235H128ZM131 236V235H130ZM196 236V237H197ZM202 236V234H201ZM204 236V235H203ZM202 236V237H203ZM206 236V235H205ZM210 236V235H209ZM238 236V235H237ZM26 237V236H25ZM66 237V236H65ZM104 236H95L93 241L102 240ZM122 237V236H121ZM127 237V236H126ZM185 237V235H184ZM195 237V236H194ZM193 237V238H194ZM195 237V238H196ZM208 237V236H207ZM206 237V238H207ZM5 237V239H8ZM23 238V237H22ZM21 238V239H22ZM62 238V237H61ZM69 238V237H68ZM86 238V237H85ZM133 238V237H132ZM157 238V237H156ZM159 238V236H158ZM164 238V237H163ZM190 238V237H189ZM199 238V237H197ZM205 238V239H206ZM209 238V237H208ZM213 238V237H212ZM223 238V237H222ZM229 238V237H228ZM239 238V237H238ZM242 238V237H241ZM254 238V237H253ZM11 239V237H10ZM45 239V238H44ZM76 239V237H75ZM80 240V238H78ZM120 239V238H119ZM154 239V237H153ZM181 239V238H180ZM219 239V238H218ZM217 239V240H218ZM233 239V238H232ZM259 239V238H258ZM263 238H260V240ZM32 238H27L26 241L28 244L32 241ZM40 240V239H39ZM42 240V239H41ZM62 240V239H61ZM85 240V239H84ZM89 240V239H88ZM87 240V241H88ZM117 240V239H116ZM127 240V239H124ZM132 240V239H131ZM148 240V239H146ZM161 240V239H160ZM159 240V241H160ZM195 240V239H194ZM202 240V239H200ZM214 240V239H213ZM216 240V239H215ZM240 240V239H239ZM23 241V240H22ZM70 241V240H69ZM107 241V240H106ZM163 241V240H162ZM205 242V240L203 239ZM234 241V240H233ZM231 241L232 243H234ZM238 241V240H237ZM253 241V240H252ZM4 242V241H3ZM7 243V241H5ZM50 242V241H49ZM74 242V241H73ZM90 242V241H89ZM114 242V241H113ZM130 242V241H129ZM144 242V241H143ZM148 242V241H145ZM155 242V241H154ZM186 242V241H185ZM194 241H192L193 243ZM199 242V241H198ZM14 243V242H13ZM99 243V242H98ZM132 243V242H131ZM134 243V242H133ZM151 243V242H150ZM149 243V245H150ZM217 243V242H216ZM230 243V241H229ZM237 243V242H236ZM235 243V244H236ZM240 243V242H239ZM260 243V242H259ZM8 244V243H7ZM33 244V242H32ZM68 244V243H67ZM92 244V243H91ZM92 245V264L97 263L98 256H95L96 252L93 253V247H96L95 243ZM105 244V243H104ZM123 244V243H122ZM128 244V243H127ZM136 244V243H135ZM134 244V245H135ZM140 246V244L137 242ZM136 244V245H137ZM202 244V242L200 243ZM205 244V243H204ZM206 243V247H207ZM225 244V243H224ZM241 244L249 247L247 241H243ZM249 244H252L251 241ZM263 244V243H262ZM1 245V244H0ZM18 245V244H17ZM26 245V244H25ZM31 245V244H30ZM74 245V244H73ZM133 245V246H134ZM137 245V246H138ZM144 245V244H143ZM146 245V244H145ZM183 245V244H182ZM189 245V244H188ZM203 245V244H202ZM219 245V244H218ZM257 245V244H256ZM260 245V244H259ZM27 246V245H26ZM98 246V245H97ZM148 246V245H147ZM167 246V245H166ZM191 246V245H190ZM204 246V245H203ZM210 246V245H209ZM214 246V245H213ZM59 247V246H58ZM88 247V246H87ZM111 247V246H109ZM116 247V246H115ZM118 247V246H117ZM129 247V246H128ZM135 247V246H134ZM144 247V246H143ZM149 247V246H148ZM151 247V245H150ZM200 247V246H197ZM238 247V246H237ZM259 247V246H258ZM103 248V246H102ZM125 248V247H123ZM130 248V247H129ZM140 248V247H138ZM142 248V247H141ZM156 248V247H155ZM179 248V247H178ZM185 248V247H184ZM191 248V247H190ZM222 248V247H221ZM227 248V247H225ZM224 248V249H225ZM242 248V247H238ZM246 248V247H245ZM104 249V248H103ZM110 249V248H109ZM114 249V248H113ZM133 249V248H132ZM137 249V248H135ZM144 249V248H143ZM146 249V248H145ZM199 249V248H198ZM207 249V248H205ZM209 249V247H208ZM207 249V250H208ZM214 249V248H213ZM247 249V248H246ZM251 249V248H250ZM45 250V248H44ZM95 250V249H94ZM116 250V249H115ZM126 250V249H125ZM150 250V249H149ZM152 250V249H151ZM150 250V251H151ZM154 250V249H153ZM156 250V249H155ZM203 250V251H207ZM220 250V248H219ZM238 250V249H237ZM242 250V249H241ZM257 250V249H255ZM101 251V250H100ZM104 251V250H103ZM165 251V250H164ZM187 251V250H186ZM193 251V250H192ZM200 249L198 250L199 253ZM215 251V250H214ZM252 251V250H250ZM48 252V251H47ZM109 252V251H108ZM138 252V251H137ZM140 252V251H139ZM155 252V251H154ZM157 252V251H156ZM197 252V251H196ZM224 252V251H223ZM227 252V251H225ZM242 252V251H241ZM248 252V251H247ZM254 252V251H253ZM260 256L264 255V246H262L261 251H259ZM20 253V252H19ZM22 253V252H21ZM63 253V252H62ZM71 253V252H70ZM125 253V252H124ZM131 253V252H130ZM147 253V252H146ZM188 253V252H187ZM245 253V251H244ZM242 253V254H244ZM251 253V252H250ZM255 253V252H254ZM35 254V253H34ZM101 254V252H100ZM138 254V253H136ZM145 254V253H144ZM191 254V253H190ZM202 254V253H201ZM204 254V252H203ZM222 254V253H220ZM225 254V253H224ZM227 254V253H226ZM23 255V254H22ZM119 255V254H118ZM151 253H147L141 258V262H146V264H150L152 261L157 260L154 259L155 256L151 255ZM252 255V253H251ZM254 254L253 256H255ZM2 256V255H1ZM40 256V255H39ZM159 256V255H158ZM191 256V255H190ZM204 257V255H202ZM228 256V255H226ZM244 256V255H243ZM242 256V257H243ZM4 257V255H3ZM21 257V256H18ZM60 257V256H59ZM58 257V258H59ZM111 257V256H110ZM109 257V258H110ZM114 257V256H113ZM126 257V256H125ZM124 257V258H125ZM129 257V256H128ZM127 257V258H128ZM138 257V256H137ZM181 257V256H180ZM230 257V256H229ZM241 257V256H240ZM256 257V256H255ZM30 258V257H28ZM112 258V257H111ZM123 258V259H124ZM126 258V259H127ZM161 258V257H160ZM159 258V259H160ZM164 258V257H163ZM190 258V257H189ZM234 258V257H233ZM248 258V257H247ZM254 258V257H253ZM259 258V256H258ZM1 259V258H0ZM14 260V258H11ZM10 259V260H11ZM17 259V258H16ZM20 259V258H19ZM27 259V258H26ZM80 258L76 259H68L65 262L58 264H86L84 262L80 263ZM121 259V257L119 258ZM128 259H132L128 258ZM194 259H197L195 255ZM198 259H200L198 257ZM202 259V258H201ZM229 259V258H228ZM237 260V258H235ZM240 259V258H239ZM242 259V258H241ZM256 259V258H255ZM5 260V259H3ZM9 260V261H10ZM86 260V259H85ZM122 260V259H121ZM161 260V259H160ZM252 260V259H251ZM264 260V259H263ZM1 261V260H0ZM18 261V260H17ZM20 264H31L27 260H23ZM36 261V260H35ZM49 261V260H48ZM87 261V260H86ZM129 261V260H128ZM188 261V260H187ZM186 261V262H187ZM190 261V259H189ZM206 261V260H205ZM231 261V260H229ZM240 261V260H239ZM238 261V263H239ZM246 262L242 264H257V262ZM258 261V260H257ZM259 261H262L260 258ZM32 262V261H31ZM133 262V260L131 261ZM159 262V261H158ZM166 262V260H165ZM196 262V261H194ZM241 262V261H240ZM108 263V262H107ZM127 263V262H126ZM134 263V262H133ZM143 263V264H144ZM155 263V262H154ZM162 263V262H161ZM190 264V262H188ZM198 263V261H197ZM204 263V262H203ZM237 263V264H238ZM0 264H6L4 261L0 262ZM10 264V263H8ZM36 264V263H32ZM42 264H48L47 262H43ZM163 264V263H162ZM166 264V263H165ZM169 264V263H168ZM196 264V263H193ZM222 264V263H221ZM230 264V263H229ZM234 264V263H233ZM259 264V263H258ZM264 264V262L260 263Z\"/></svg>","mask_w":264,"mask_h":264},{"label":"built area","instance_id":"3","mask_svg":"<svg viewBox=\"0 0 264 264\" xmlns=\"http://www.w3.org/2000/svg\"><path fill=\"white\" fill-rule=\"evenodd\" d=\"M75 153H76V154H79V156H80V155H83L85 158L88 159V161H91V164H90V165H92V151L87 152L88 154H84V153H81V152H79V151L74 152V154H75ZM72 154H73V153H72ZM46 156H49V154L46 155ZM48 159H50V157H48ZM78 160H81V159L79 158Z\"/></svg>","mask_w":264,"mask_h":264}]
</instances>
